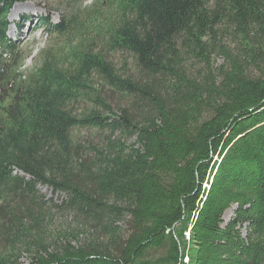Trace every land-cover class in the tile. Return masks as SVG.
Masks as SVG:
<instances>
[{
    "label": "trees",
    "instance_id": "trees-1",
    "mask_svg": "<svg viewBox=\"0 0 264 264\" xmlns=\"http://www.w3.org/2000/svg\"><path fill=\"white\" fill-rule=\"evenodd\" d=\"M19 1L0 0V264H264V0H61L27 69L6 35ZM81 128L119 138L89 156ZM53 208L99 237L50 240Z\"/></svg>",
    "mask_w": 264,
    "mask_h": 264
},
{
    "label": "rangeland",
    "instance_id": "rangeland-1",
    "mask_svg": "<svg viewBox=\"0 0 264 264\" xmlns=\"http://www.w3.org/2000/svg\"><path fill=\"white\" fill-rule=\"evenodd\" d=\"M80 3L84 5H90L95 0H79ZM61 0H23L16 2L12 5L7 15L8 20V27L6 30L7 37L15 42V45L20 47L26 59L24 61L25 69L30 68L34 65L35 59L39 51L45 47L48 43L49 38L48 33L44 28V23L46 20L50 22L57 23L61 16L67 14V10L65 9L64 5L61 4ZM23 7L22 10H18L14 12V7ZM12 13V15H10ZM19 22L18 24L15 21ZM30 26H33L34 29L30 30ZM223 43L226 46L231 45L230 39L223 40ZM99 46V45H98ZM97 46V47H98ZM233 47V45H232ZM103 52L106 55V59L116 67L117 70H121L122 72H128L129 74H136V66L133 61L131 55L122 52H114L109 51L107 49H103ZM186 69H189L191 73L196 74V70L202 69L203 65L196 61V59H185ZM211 64L216 68L220 65H226V60L222 55L215 54L212 57ZM254 73V70H251ZM110 93L107 96L108 103L112 107L115 113H119L121 109L127 108L131 102L130 99L119 95L118 93L109 91ZM84 103H76L73 105V111L80 113L84 108ZM75 135L78 141L81 143L83 147H85L87 151V155L92 156L95 153L94 148H104L107 142V139L117 140L119 138V134L116 133L114 136H109L104 131L81 128L75 130ZM126 141H125V140ZM125 141L126 146H130L133 142V138H129V136L125 135L124 137H120V141ZM39 190L41 194L44 196L46 200H52L53 204L59 205L61 200L63 199V194H53L50 188L46 186H39ZM52 212V220L48 224L47 229V237L50 240L58 239L55 242H59L63 238L64 235H68V239L71 241L72 244H76L79 240L80 243L88 242L91 240H96L98 235L93 231L86 233L85 229L81 230L79 233L78 238L72 237V233L79 232L80 227H78V220L73 215H69L67 213H61L55 208L51 209ZM235 206H231L230 209H227L223 214V222L227 223L229 220L232 219L234 216ZM121 226H124V222L118 223ZM79 229V230H77ZM99 234V233H98ZM104 237H101L103 240ZM26 253L22 255L20 258L21 264H28V259Z\"/></svg>",
    "mask_w": 264,
    "mask_h": 264
},
{
    "label": "bare ground",
    "instance_id": "bare-ground-1",
    "mask_svg": "<svg viewBox=\"0 0 264 264\" xmlns=\"http://www.w3.org/2000/svg\"><path fill=\"white\" fill-rule=\"evenodd\" d=\"M22 9H23V7L15 6V7H14V12H17L18 10H22ZM10 15H12V13H11ZM33 29H34V27H33V26H30L29 31H30V30H33Z\"/></svg>",
    "mask_w": 264,
    "mask_h": 264
}]
</instances>
